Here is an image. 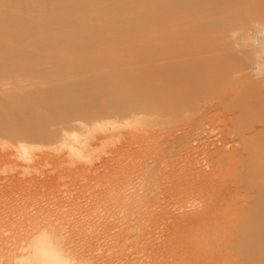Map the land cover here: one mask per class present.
<instances>
[{
    "label": "rangeland",
    "instance_id": "374dc122",
    "mask_svg": "<svg viewBox=\"0 0 264 264\" xmlns=\"http://www.w3.org/2000/svg\"><path fill=\"white\" fill-rule=\"evenodd\" d=\"M4 5L1 264H31L21 257L43 232L64 236L78 264H264V0H89L91 23L63 28L70 42L54 56L70 69L81 46L101 49L118 70L37 87L8 71L31 69L15 58L36 47L5 26ZM171 63L183 78L158 91L153 69ZM111 76L129 77L104 87ZM129 90L147 93L132 113L114 105Z\"/></svg>",
    "mask_w": 264,
    "mask_h": 264
},
{
    "label": "bare ground",
    "instance_id": "6f19581e",
    "mask_svg": "<svg viewBox=\"0 0 264 264\" xmlns=\"http://www.w3.org/2000/svg\"><path fill=\"white\" fill-rule=\"evenodd\" d=\"M0 1H2L3 4H5L4 7L6 8V10L3 12L4 14H6V16L8 18V20H6L5 26L8 27L9 25H12L13 27L18 26L19 28L23 29L24 30L23 33L26 34V36L32 41L31 43H34V47H36V52L33 54V56L30 59H23L20 57L15 58V61L16 60L18 61V63H17V61L15 62L17 64L24 65L27 62H33L34 67H33V65H30L31 67L29 66V68H31V69H28V68H24L22 66L12 65V68H10L8 71L15 73V74H18V75L22 74V77H24L23 79H27V78L35 79L34 83L37 87V86L42 85V84H49V83H51V81L52 82L57 81V79H59V81H60V80H62L61 78L67 73H72L76 76H82V75L85 76V75H90V74L97 73V72H112L114 70H118L116 65L113 66V65H109L106 63V60L104 59V57H102L104 54V50H101V49H99L97 51H91V49H89V47L86 48V46L85 47L81 46L79 48V51L82 52L81 57H82L83 63L80 65H77V66H73L70 69L63 66V60L60 59L62 57H55L54 56V50L51 47L53 44L65 45L64 43L70 42V39H68L69 37H67L69 30L61 33L63 28H68L70 25L78 24V23L80 25H83L86 23H91V19L93 18V15L86 13L88 10V6H90L89 0H0ZM207 5H205V6H207ZM76 43H73V44L68 45V46L69 47L74 46V45H76ZM42 46H45L47 51L48 50L53 51L52 53H49L51 56L50 58H38L37 52L39 53L40 51H37V49L38 48L42 49ZM76 46H78V45H76ZM40 54L42 56L45 55V53H40ZM93 57H94V59H92ZM52 58H53V60H52ZM54 58L55 59L59 58L60 61H59V59H58V62H57V60L54 61ZM12 61L14 63L13 59H12ZM146 61L147 60L145 59V62ZM138 62L143 63L141 60H139ZM173 66H174L173 63H171V64L166 65V66L161 65L160 67H158L156 65L154 67L153 72H152L153 73L152 78L160 75L159 78H161V80H166V82H164V83H159L158 91L163 90V89L167 90L169 88V86L175 88V80H179V79L183 78V74H181V72H183V71H179V69H175V68H173ZM187 67L192 68L190 63H186V62H180L179 63L180 69L186 70L184 68H187ZM132 68H138V70L141 69L140 67L137 66V64H134L132 66ZM19 71H20V73H19ZM21 71L24 72L26 77ZM128 77H124V79H120V78L116 79L115 77L111 76L110 81H105V84L108 82L106 85H104L103 81H102L103 83L100 81H96L95 82L96 84H94V86L97 87V85H98L99 89L97 88L96 90H101V89L104 90V87H106L109 84L112 85L115 82H119V80L127 83L128 81H125V80ZM129 80H131V79H129ZM23 81L24 80H22V83H21V81H18L17 84L18 85L23 84V87H24ZM19 82H20V84H19ZM101 83L104 85V87H103V85H101ZM26 84L28 85V82H25V85ZM90 84H93V83H90ZM28 86L26 89H28ZM94 86L92 85L93 88L92 87L91 88L94 89ZM109 87H110V85H109ZM1 88H2V86H1ZM29 88H31V87H29ZM106 88H108V86ZM106 88H105V90H106ZM64 89H62V90L59 89L60 91L58 90L57 92H59L61 94V93H63ZM68 89H69V87H68ZM51 91L52 90L48 91V94H49V92L51 93ZM43 92L46 95V96L44 95L45 98H48L51 95V97H50L51 100L55 96L57 97L58 95H60L55 90H54V92H56V95H53V93H54L53 91H52L53 93L49 94V96L47 95V92H45V91H43ZM43 92L38 91L37 94L35 95V92L33 91L35 96H37L40 93H42V96H43ZM138 92H142L144 94H147L145 91H139V90H137V91L132 90L131 91V90H129V93L127 95H125L126 100L125 99L124 100L127 102L125 105H123L121 103L122 101H120V103H121L120 105H119V103L114 104L113 103L114 101L112 103L115 105V107L117 109H119V107H120L119 110H122L125 112H128V109H129L130 110L129 112L132 113V110L133 111L135 110V109H133V104H132V103H134L135 100L131 101L129 99L130 98L134 99L135 96H137V97L140 96L139 94H137ZM168 92H169V89H168ZM174 92H172V93H174ZM69 93L72 94L71 91H69ZM84 93L86 94L87 92H84ZM65 94L68 95V93H65ZM170 94H171V92H170ZM34 95L32 96L33 98H34ZM61 95H62V97L64 96L63 94H61ZM61 95L59 97H57V99H59L61 97ZM76 95L77 94L75 93V96ZM171 95H173V94H171ZM40 96L35 97L36 100H34L32 98V102L37 101V100H40V103H41V100L46 101V100H44V97L42 98V96L41 97ZM52 96H53V98H52ZM81 96H80V99H82ZM37 98H40V99H37ZM65 98H68V97L66 96ZM69 98L71 99V97H69ZM69 98H68V100H69ZM54 99L56 101V98H54ZM51 100H49V101H51ZM74 100L77 102V99H74ZM122 100H123V98H122ZM38 102L39 101H37L36 103H38ZM82 102H80V103H82ZM116 104H118L119 107H117ZM74 105L75 104L73 103V106ZM76 105H79V103L78 104L76 103ZM114 105H111V106H114ZM78 107H80V105ZM81 107H82V105H81ZM70 109H71V107H70ZM70 109H69V112H71ZM61 110H59V111H61ZM65 110H67V109L65 108ZM75 111H77V110H75ZM75 111L74 112L72 111V112L75 113ZM78 142H80V141H78ZM138 181H139V179H138ZM134 183H136V182H134ZM208 183H209V181H208ZM123 189H124V187H123ZM128 194H130V193H128ZM130 218H131V216H130ZM257 231H258V227H253V229L249 231V233H250L249 238L250 239L253 238L255 236L254 234L257 233ZM34 238H38L40 244L37 246V244L33 242L31 244L32 248L30 250V253L27 256H22L21 257L22 261L30 262L31 264H78L79 261L76 260V258L63 254L64 253L63 249L66 247V244L68 243V240H66V238L64 236L55 235L52 232H49V233L43 232V233H41V235L35 236ZM3 247H4V243L0 242V253H1V250L3 249ZM0 259H1V256H0ZM0 264H1V260H0Z\"/></svg>",
    "mask_w": 264,
    "mask_h": 264
}]
</instances>
